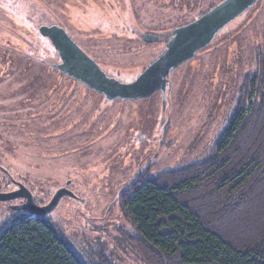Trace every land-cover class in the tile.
Listing matches in <instances>:
<instances>
[{"label": "rangeland", "instance_id": "1", "mask_svg": "<svg viewBox=\"0 0 264 264\" xmlns=\"http://www.w3.org/2000/svg\"><path fill=\"white\" fill-rule=\"evenodd\" d=\"M224 1L0 0V40L10 43L0 45V192L21 183L46 205L66 187L78 199L63 196L46 216L79 256L103 247L116 264H145L121 194L141 172L156 177L209 157L255 74L253 101L261 99L264 0L174 69L165 92L139 99H106L51 67L61 59L40 26L58 23L109 76L129 82L175 28ZM149 33L157 39L147 43ZM42 66L49 78L36 81ZM19 202L0 201V228L25 213Z\"/></svg>", "mask_w": 264, "mask_h": 264}, {"label": "trees", "instance_id": "2", "mask_svg": "<svg viewBox=\"0 0 264 264\" xmlns=\"http://www.w3.org/2000/svg\"><path fill=\"white\" fill-rule=\"evenodd\" d=\"M48 68L34 80L49 78ZM249 84L209 157L156 177L141 172L122 192L145 264H264V93L253 101L258 74ZM0 264L116 262L103 247L79 256L50 218L24 213L0 228Z\"/></svg>", "mask_w": 264, "mask_h": 264}, {"label": "water", "instance_id": "3", "mask_svg": "<svg viewBox=\"0 0 264 264\" xmlns=\"http://www.w3.org/2000/svg\"><path fill=\"white\" fill-rule=\"evenodd\" d=\"M257 0H225L222 4L214 7L209 12L181 28H175L174 34L177 36L171 40L167 51L158 60L150 64L145 71L133 82L124 83L114 80L113 86L117 91H107L110 99L131 98L139 99L151 96L158 90L166 91L168 85L167 76L175 67L193 57L196 51L210 44L214 39L215 33L221 30L230 20L245 12L252 7ZM55 34H52L55 32ZM40 33L48 37L55 44V37L65 38L66 44L62 47V63L58 65L62 71H65L76 79L85 81L90 88L101 91L102 84L96 82L93 78H85L88 74V63H84V69L75 74L74 66L78 61L88 59V56L74 44L65 28L61 26H40ZM208 35H211L208 37ZM153 37V36H152ZM154 36L152 40H156ZM57 47V46H56ZM99 72V71H97ZM104 74V73H103ZM110 84V82H109ZM102 89H105L102 87ZM19 189L11 192H0V201L11 200L21 196L27 198V202L17 209H22L27 213L36 216H45L53 210L63 196L78 197L68 188H60L46 205L36 203L32 192L20 183Z\"/></svg>", "mask_w": 264, "mask_h": 264}, {"label": "flooded vegetation", "instance_id": "4", "mask_svg": "<svg viewBox=\"0 0 264 264\" xmlns=\"http://www.w3.org/2000/svg\"><path fill=\"white\" fill-rule=\"evenodd\" d=\"M206 14V13H205ZM204 15V14H203ZM202 15V16H203ZM43 25H47V26H53V25H56V26H61V25H59L58 23H51V24H43ZM42 26V25H41ZM184 26H186V25H183V26H180L179 28H181V27H184ZM62 27V26H61ZM178 28V27H177ZM220 31V30H219ZM56 33V31L55 32H53L52 34H55ZM218 33V31L215 33V36H216V34ZM70 36V35H69ZM177 35L176 34H174V30H173V35H172V37L169 39V41L167 42V48H166V50L164 51V53L167 51V49H168V45H169V43L171 42V40H173L175 37H176ZM211 35H208V37H210ZM71 37V36H70ZM153 37H154V35H153ZM152 33H149V34H146V35H144L143 36V40L145 41V42H147V41H153L152 40ZM48 38V37H47ZM72 38V37H71ZM215 38V37H214ZM49 39V38H48ZM55 44H56V46L54 45V47L56 48V50H57V52L59 53V57H60V59H61V62H59V63H56V65L58 66V65H60L61 63H62V47H63V45H65L66 44V40H65V38H62L61 36H59V37H55ZM51 41V40H50ZM72 41L74 42V44L75 45H77V47L80 49V50H82L83 52H84V49L72 38ZM52 42V41H51ZM147 43H149V42H147ZM85 53V52H84ZM163 53V54H164ZM163 54L161 55V56H163ZM88 56V55H87ZM161 56H159L156 60H158ZM156 60H154L153 62H155ZM153 62H151L150 64H152ZM84 63H88V66H87V70H88V74H86V75H84L85 76V78H93L94 80H96V82H100L101 84H102V86L100 87V89H101V91L99 92V91H96L95 89H93V88H91V89H93V90H95L97 93H99L100 95H102L104 98H106V99H110L109 97H108V95H107V91H117L118 90V88L117 87H114L113 86V82H114V80H117L115 77H112V76H109L108 74H107V72L106 71H104L103 69H102V67L100 66V64L96 61V60H94L93 58H91V57H89L88 56V59L86 58V59H83V58H81L79 61H78V64L76 65V66H74V71L73 72H75V74L78 72L79 73V71H81L82 69H84ZM184 63V62H183ZM183 63H181L180 65H182ZM149 64V65H150ZM148 65V66H149ZM180 65H178L177 67H179ZM147 66V67H148ZM146 67V68H147ZM177 67H175L174 69H176ZM145 68V69H146ZM173 69V70H174ZM172 70V71H173ZM97 71H99V72H97ZM145 71V70H144ZM143 71V72H144ZM171 71V72H172ZM142 72V73H143ZM171 72H169V74H168V76H167V80H168V83H169V75H170V73ZM104 73V74H103ZM142 73H140L138 76H137V78L142 74ZM74 77V76H73ZM137 78H135L134 80H136ZM74 80H78V81H81V80H79V79H76L75 77L73 78ZM134 80H132V81H129V82H124V83H130V82H133ZM120 81V80H119ZM81 82H83L84 83V85H86L87 87H89L88 86V84L85 82V81H81ZM109 82H110V84H109ZM121 82H123V81H121ZM102 87L103 88H105V89H102ZM90 88V87H89ZM167 88H168V85L166 86V90H167ZM161 91V90H160ZM163 92V91H162ZM19 185H20V183H18ZM19 185H18V188L17 189H14V190H12V191H15V190H18L20 187H19ZM11 192V191H10ZM19 199H20V202H19V204L17 205V206H22V205H24L26 202H27V198L26 197H24V196H21V197H18ZM18 198H15V199H18ZM36 201V200H35ZM38 201H36V203H37ZM38 204V203H37ZM40 205V204H39ZM19 211H22V212H25V213H27L26 211H24V210H22V209H18Z\"/></svg>", "mask_w": 264, "mask_h": 264}]
</instances>
